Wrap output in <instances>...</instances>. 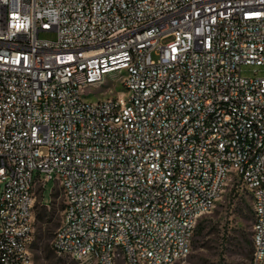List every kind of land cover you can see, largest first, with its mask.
Returning <instances> with one entry per match:
<instances>
[{"label": "built area", "instance_id": "obj_1", "mask_svg": "<svg viewBox=\"0 0 264 264\" xmlns=\"http://www.w3.org/2000/svg\"><path fill=\"white\" fill-rule=\"evenodd\" d=\"M234 180L264 264V0H0V264L50 181L58 255L173 264Z\"/></svg>", "mask_w": 264, "mask_h": 264}, {"label": "rangeland", "instance_id": "obj_2", "mask_svg": "<svg viewBox=\"0 0 264 264\" xmlns=\"http://www.w3.org/2000/svg\"><path fill=\"white\" fill-rule=\"evenodd\" d=\"M39 38L54 40L55 33L41 32ZM117 90L109 77L98 88L89 87L85 91L91 94L87 99L93 101L101 95H114ZM32 210L31 264H75L52 248L53 236L63 211L61 192L52 181L45 186L43 196L36 192ZM251 226L252 208L248 193L239 182L231 181L213 209L197 221L190 254L173 264H247L251 247H245L240 241V232H251Z\"/></svg>", "mask_w": 264, "mask_h": 264}, {"label": "trees", "instance_id": "obj_3", "mask_svg": "<svg viewBox=\"0 0 264 264\" xmlns=\"http://www.w3.org/2000/svg\"><path fill=\"white\" fill-rule=\"evenodd\" d=\"M253 219V218H252ZM251 232L248 230H242L240 232V241L245 247H251Z\"/></svg>", "mask_w": 264, "mask_h": 264}]
</instances>
